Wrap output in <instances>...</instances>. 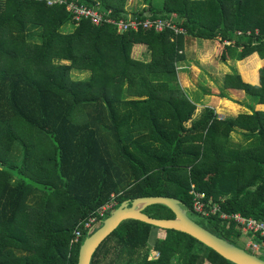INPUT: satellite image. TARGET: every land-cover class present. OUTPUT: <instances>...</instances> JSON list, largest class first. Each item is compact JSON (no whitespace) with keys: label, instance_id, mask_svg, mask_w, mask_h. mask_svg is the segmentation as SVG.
<instances>
[{"label":"trees","instance_id":"obj_1","mask_svg":"<svg viewBox=\"0 0 264 264\" xmlns=\"http://www.w3.org/2000/svg\"><path fill=\"white\" fill-rule=\"evenodd\" d=\"M68 1L129 16L127 0ZM153 1L131 16L175 14L185 35L117 34L88 21L63 33L73 23L64 7L0 0V264H77L87 233L74 242V232L105 204L172 197L193 213L192 184L224 212L264 221V109L220 118L207 107L192 120L196 105L177 70L185 37L215 41L219 62H264V0ZM135 45L148 61L132 57ZM72 70L89 75L74 80ZM257 73V83L226 74L224 88L264 107V64ZM235 130L246 145L231 141ZM143 213L174 218L159 204ZM195 222L238 246L235 225ZM157 229L122 222L91 264H233L185 233Z\"/></svg>","mask_w":264,"mask_h":264},{"label":"rangeland","instance_id":"obj_2","mask_svg":"<svg viewBox=\"0 0 264 264\" xmlns=\"http://www.w3.org/2000/svg\"><path fill=\"white\" fill-rule=\"evenodd\" d=\"M153 4L156 7L161 6L162 0H154ZM127 6L134 8L132 9L133 12L144 8L143 0H127ZM74 27L73 23L68 24L61 29V32H72ZM35 32H38V30ZM215 47V41L185 37L183 50L185 60L177 64V70L180 74L178 84L187 97L196 105L192 120L197 119L204 108L207 107L213 108L219 116L226 117L236 116L240 113H251L249 105L255 106L258 110H263V106L255 104V98L241 91L225 89L223 85V77L231 73L241 74L246 81L257 83V71L263 66V60L253 54L243 61L219 62L214 58ZM258 63L260 64L258 65ZM88 74L87 71L72 70L70 76L76 80L85 79ZM220 93H223L225 98L219 97ZM190 124L191 122H188L186 126H190ZM230 139L234 143L247 144L242 132L238 130L231 133ZM189 216L193 220L201 222V218L197 214L191 212ZM157 232L158 237L164 236L162 230L157 229ZM236 244L246 249L243 240H238ZM154 254L151 253V256H154Z\"/></svg>","mask_w":264,"mask_h":264},{"label":"built area","instance_id":"obj_3","mask_svg":"<svg viewBox=\"0 0 264 264\" xmlns=\"http://www.w3.org/2000/svg\"><path fill=\"white\" fill-rule=\"evenodd\" d=\"M43 1V0H35ZM48 7L62 6L69 13L73 24L78 25L82 21H88L93 26H101L107 24L112 26L117 34H123L129 31L138 32L140 30L154 31L161 33L164 31H171L175 35H185L184 28L177 23V16L173 14L168 19H139L131 15L127 19H113L110 17L111 11L101 10L99 6L88 7L80 5L74 1L68 0H44ZM249 34V32H248ZM229 45V42H224ZM190 195L193 198V213L204 219L218 218L220 222L226 226L235 225L240 231L241 236L239 240L245 242L246 251L264 259V221L249 218L240 213L224 212L219 203L214 202L211 198H207L205 193L199 192L195 186L191 185ZM113 209V202H108L101 207L95 215L90 217L87 221L80 224V228L74 232V242L81 236L82 231L90 234L97 227H99L103 219ZM154 254V253H153ZM155 253L153 258H157Z\"/></svg>","mask_w":264,"mask_h":264},{"label":"water","instance_id":"obj_4","mask_svg":"<svg viewBox=\"0 0 264 264\" xmlns=\"http://www.w3.org/2000/svg\"><path fill=\"white\" fill-rule=\"evenodd\" d=\"M219 117L223 118V116ZM158 204L169 208L174 218L155 219L143 213L147 207ZM190 213L191 211L186 209L180 200L172 197L154 196L126 200L112 209L99 227L87 234L79 248L77 264H91L92 257L99 246L122 222L128 220L140 221L160 230L185 233L233 264H264V259L214 235L199 225L189 216Z\"/></svg>","mask_w":264,"mask_h":264},{"label":"crops","instance_id":"obj_5","mask_svg":"<svg viewBox=\"0 0 264 264\" xmlns=\"http://www.w3.org/2000/svg\"><path fill=\"white\" fill-rule=\"evenodd\" d=\"M131 7V6H130ZM134 8H129L128 6L126 7V10L128 13H130L131 11L133 12L134 10H132ZM138 11V10H137ZM131 15V13L129 14ZM131 55L134 59H138V60H142V61H148L149 60V52L146 50V47L144 45H135L132 48V52ZM227 62V61H226ZM89 75V74H88ZM88 77V76H87ZM180 77V74L178 73V81ZM216 112V111H215ZM217 113V112H216ZM219 116V115H218ZM226 117V116H223Z\"/></svg>","mask_w":264,"mask_h":264}]
</instances>
